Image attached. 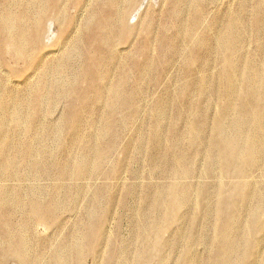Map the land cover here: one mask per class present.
<instances>
[{
    "label": "rangeland",
    "instance_id": "obj_1",
    "mask_svg": "<svg viewBox=\"0 0 264 264\" xmlns=\"http://www.w3.org/2000/svg\"><path fill=\"white\" fill-rule=\"evenodd\" d=\"M256 111L264 0H0V264H264Z\"/></svg>",
    "mask_w": 264,
    "mask_h": 264
},
{
    "label": "bare ground",
    "instance_id": "obj_2",
    "mask_svg": "<svg viewBox=\"0 0 264 264\" xmlns=\"http://www.w3.org/2000/svg\"><path fill=\"white\" fill-rule=\"evenodd\" d=\"M42 0H38V2H41ZM39 12H40V15H43L44 14V10H42V9H39ZM226 35H228V37H229V40L227 41V42H224L225 43V46H228L229 45V43L230 44H233V46L235 45V32L233 31V25L232 24H230L228 27H227V29L225 30V32H224ZM105 41V43H107V41L106 40H104ZM17 46V48L18 49H20V50H23V48H22V46L20 45V44H17L16 45ZM228 49H229V47H224L223 49H222V51H221V53L222 54H226V52L228 51ZM44 51V50H43ZM45 52V51H44ZM112 92L114 93L115 91L114 90H112ZM256 95H258V97L260 96L259 94H260V91H259V93L257 92V93H255ZM114 95H115V93H114ZM116 97H118L117 96V94L115 95ZM260 110V109H259ZM257 112V111H256ZM255 115V114H254ZM256 119L257 120H259L260 121V123H261V127H264V119H263V117H262V115L259 113V112H257V114H256ZM263 119V120H262ZM238 124L239 125H241V126H246L247 124H248V118H245L244 120H242V121H239L238 122ZM241 135H243V134H241ZM252 138H249V137H247V136H245V135H243V137H241L240 139H237V143H238V146H239V148L240 149H244L245 150V154L246 155H251L252 156V158L253 159H255L256 158V155H257V151L259 150V148L261 147V141L259 140V136L256 134V132H254V134H253V136H251ZM236 140V139H235ZM239 151H241V150H239ZM238 151V152H239ZM218 154L219 155H221V157H223L224 159H225V161H224V164H225V166H226V168L228 169L230 166H231V162H230V160H232L233 159V153L232 152H225V150H223L222 151V153H221V149H219V151H218ZM260 156V155H259ZM88 162V161H87ZM85 163H84V161L81 163V165H80V167L81 168H84L85 167ZM184 172H185V170L184 169H182ZM233 173H235V172H233ZM157 195V194H156ZM170 203H171V206H175V203H178V194L174 191V190H170ZM7 198V195L5 194V195H3V200H5ZM252 218L253 219H255L256 218V213H254L253 215H252ZM77 249H81V246L80 245H78L77 246ZM184 256L186 257V258H188V254L187 253H184Z\"/></svg>",
    "mask_w": 264,
    "mask_h": 264
}]
</instances>
